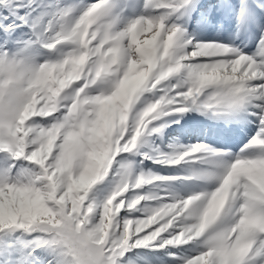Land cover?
<instances>
[{"label": "snow or ice", "instance_id": "obj_1", "mask_svg": "<svg viewBox=\"0 0 264 264\" xmlns=\"http://www.w3.org/2000/svg\"><path fill=\"white\" fill-rule=\"evenodd\" d=\"M0 264H264V0H0Z\"/></svg>", "mask_w": 264, "mask_h": 264}]
</instances>
